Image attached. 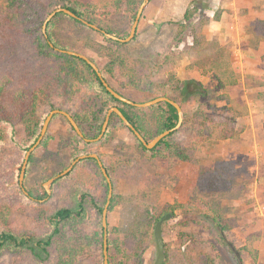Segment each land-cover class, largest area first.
Wrapping results in <instances>:
<instances>
[{"label": "rangeland", "instance_id": "374dc122", "mask_svg": "<svg viewBox=\"0 0 264 264\" xmlns=\"http://www.w3.org/2000/svg\"><path fill=\"white\" fill-rule=\"evenodd\" d=\"M108 4L109 0H0V33L6 31L15 20H22L24 24L19 27L30 38L39 37L41 33L44 37L43 23L49 13L58 7L71 6L81 9L93 21L89 23L101 27L105 32L107 30L106 33L119 38L127 37L132 25L123 15L92 14V11L103 12ZM191 9L196 10V20H208L203 28L206 39L229 50L233 66L239 72L237 85L227 91L230 101H214V98L204 97V90H213L215 82L209 75L202 73L196 64L207 53L192 49V22L187 23L185 30L176 36L184 14ZM150 20L154 22L149 23ZM259 20H264V0H150L140 16L135 38L128 43L131 57L150 67L151 72H156L160 65L166 68L163 72L159 70L156 75L157 79L166 83L163 92L157 97H167L173 101L180 98L183 121L199 108L215 105L220 111L229 110L235 117V136L205 145L196 129L195 133H191L186 127L181 129L180 126L176 129L179 132L171 140L178 143L192 142L198 151L195 154L198 161H170L159 152L160 148L156 152L158 156L155 154L152 161L145 162L142 157L146 153L138 147L136 138L123 124L115 121L111 126V141L86 145L76 138L66 118L54 115L26 166L22 187L27 195L19 184L26 152L8 138L0 142V232L9 231L19 237L46 238L52 227L39 211L43 210L47 217L62 206L75 207L78 192L69 180H62V177L50 185L49 195L44 184L65 170L74 160L73 157L94 153L108 166L112 174V195L117 197V204L107 212L106 217L107 239L114 242L110 246L111 263L153 264L157 255L153 229L161 210L175 203H187L200 168H212L217 162L227 161L233 165L237 189L215 202L218 210H227L223 214L231 221L230 230L223 235L228 249H222V246H218V249L221 248L226 264H264V102L257 97L262 88L252 79L264 76V39L257 34L255 24ZM48 24L45 34L54 46L52 49L85 55L98 66L103 78L105 76L118 92L135 103L156 98L153 94L145 97V89L122 87L116 79L107 75L105 66L109 57L105 47L113 45L101 33L78 26L64 16H54ZM46 52L49 51L46 49ZM32 55L33 48L26 46L20 50L17 60L19 63L25 62ZM1 57L0 53V73H5L3 79L6 81L10 77L1 68L6 71L12 62L10 65L9 60ZM42 63L40 67L47 70L54 60L50 58ZM31 68L35 73L37 67ZM170 70L175 72L180 84L167 82ZM86 75L93 86L87 93L96 96L94 79L88 72ZM61 101L60 97L54 96L48 103L42 100L38 102L35 116L38 125L42 126L46 116L55 107L74 109L60 105ZM151 107H134L133 112L141 119V128L148 138L153 139L158 135L160 117L158 110ZM15 128L18 135L25 130L22 126ZM86 134V138L90 139L94 133L89 131ZM85 165L96 170L92 161H87ZM158 175L160 182L147 180ZM91 194L103 209L108 185ZM138 200H141L142 205L158 211L157 216L148 218L150 226L143 228L138 237L139 243L137 238L126 236L136 214ZM83 203L84 218L79 225L86 233H91L99 228L102 216L95 213L90 200ZM171 217L161 227L165 250L163 264H185L182 258L185 252L194 251L195 255L214 252L209 241H218V230L206 208L192 205L188 210L174 211ZM191 219L193 222L182 229L193 235L194 240L181 248L183 239L180 240V224ZM68 226L70 228V223ZM95 248L80 257V264H101L103 251L98 246ZM174 257L178 258L179 263ZM195 259L200 260L197 257ZM0 264H54V255L51 252L43 260H38L27 249L6 247L0 252Z\"/></svg>", "mask_w": 264, "mask_h": 264}, {"label": "trees", "instance_id": "16d2710c", "mask_svg": "<svg viewBox=\"0 0 264 264\" xmlns=\"http://www.w3.org/2000/svg\"><path fill=\"white\" fill-rule=\"evenodd\" d=\"M14 1L15 0H12V2ZM109 1L110 4H108L107 9L103 10V12L92 11V14L96 15L102 13L104 16L113 14L123 15L132 25L137 10L143 0ZM63 7L72 11L78 17L88 22H93L78 7ZM58 16L67 17L76 25L92 30L80 21L72 19L64 13L57 14L56 18ZM197 18L198 16L195 9L188 10L184 14L183 22L180 24L177 32L178 35L176 36H179L180 32L182 33L185 30V25L187 23L192 22V49L198 53H207V55L197 61L196 64L200 70H202V73L209 75L215 82L213 90H204V97L214 98V101H230L227 91L237 85L240 78L239 72L233 66L229 50L217 43H210L206 39L203 28L208 20L201 18L196 20ZM20 21L15 20L14 23L8 25L6 31L0 33V48H2V50H0L1 59L9 60L8 64L10 65L12 62V65L8 66L6 71L1 68V71L3 70L6 72V76H9L10 79L4 81L3 77L5 73H0V142L8 138L12 143H15L18 148L26 152L37 140L42 128L41 125H38V121H36L37 117L35 118L38 102L42 100L44 103H48L54 96L62 99L60 105H67L74 108L70 110L69 108L65 109L62 107L58 109L59 107H55V109L64 110L71 115L85 138L87 137L86 132L89 131L94 133L90 139L96 138L101 132L107 111L112 107H116L147 142L152 140V138H148L147 134L141 128V119L133 112L135 108L115 99L109 94L98 79L96 73L86 62L79 58L55 51L48 45L42 33L39 37L34 36L30 38L28 34L20 29L19 26L24 24L22 20ZM255 24L257 34L261 39H264V20H259ZM49 25L50 24H48V26ZM110 33L117 35L114 32ZM101 35L104 37L103 34ZM106 41L114 46V48L113 46L109 48L105 47L106 54L109 57V61L105 66V72L110 78L116 79L122 87L145 89V97L151 94L157 97L158 94L163 92L166 83H164L162 79H157L156 75L160 71H165V67L160 65L156 72H151L152 69L150 67L148 68V66L142 64L141 61L131 57L127 48L128 43H120L108 39H106ZM26 46L33 48V55L29 60L25 62L20 61L19 63L17 56L20 50ZM46 49L49 52H46ZM50 58L54 60V64L50 68L44 70L40 67V65L43 64L42 62ZM31 66L37 67L35 73ZM86 72L94 79V88H97L96 96H89L87 93L93 86L88 81ZM168 75L167 82L170 83L175 81L177 84H180L173 70H170ZM104 79L112 89L117 91L108 82L105 76ZM252 79L257 81L258 85L262 88L257 97L264 102V76L252 77ZM174 101L180 106L182 105L180 98L174 99ZM151 108H156L155 110H158V115L160 117L158 120V134L175 127L178 116L172 105L161 102ZM219 109L220 108H217L215 105H207L206 108L202 109L199 108L183 121L180 128L183 129L186 127L193 133H195L194 131L196 129L199 137L204 140L205 145H209L217 140L233 138L236 134L234 128L235 117L228 112L229 110L225 109V111H220ZM115 121L123 124L119 117L115 113H112L109 118L107 129L99 141H111L112 134L110 129ZM15 126H22L25 128L24 132L18 135L15 131ZM69 126L71 127L70 124ZM83 126L86 129L83 128ZM178 132L179 130L171 132L160 140L151 150L146 149L136 138L138 147L146 153L145 157H142L144 161H152V157H154L156 152L161 148L159 152L170 161L197 162L198 159L196 160L195 157L197 150L192 142L178 143L171 140L175 133ZM76 138L83 141L77 134ZM93 143L95 142L86 143V145H92ZM79 156H75L73 159ZM156 156H158V154H156ZM98 157L100 158V156ZM31 159L32 154L28 162H30ZM87 161L95 163V171L85 165ZM103 166L108 176L111 177L112 174L108 166L105 163H103ZM232 166L231 162L222 161L217 162L212 168H200L196 185L192 189L187 203L168 205L165 210H161V215L159 216H157L158 211L156 209L153 207H146L141 204V200H138L139 204L136 203V214L126 236L132 239L137 238V242L139 243L140 239H138V237L141 235L143 228L146 229L147 226H150L148 222L149 217L157 216V222L165 214H171V216H173L174 211L188 210L192 205L196 207L200 205L206 208L207 214H209L211 221L215 224L218 230V241H209L213 248L212 251H214L212 254L204 253V255H195L194 251L185 252V255L182 257L184 258L183 262L185 264H226L222 250L221 248L218 249V246H222V249H228L223 235L230 230L231 227L229 223L231 221L224 215L227 210H218L215 202L221 198L228 197L231 192L237 189ZM65 179L69 180L71 184L74 185L75 191L78 192L77 205L75 207H70L69 205L62 206V208L53 210L47 217H45L46 213L43 210L39 211L42 213L41 216H44L47 223L52 227L51 233L44 239L19 237L9 231H1L0 252L6 247L27 249L32 256L38 260H43V258L47 257L48 254L52 252L54 255V264H80V257L92 252L93 248L96 249L95 247L98 246L99 250L101 249V252L103 251V227L101 222H99V228L91 233H86L79 225L84 218L85 209L83 202L85 200H90L95 213L102 214L101 210L103 209L100 207L99 201L91 194L92 192L96 193L99 191L102 186H107V182L96 160L92 158L81 160L68 174L62 177V180ZM160 179L159 175L147 178V180L153 183L160 182ZM238 190H240L239 187ZM116 198L117 197L112 195L108 211L117 204ZM37 206L41 207V204L37 203ZM192 222L191 219L186 221V223L180 224L179 230H181L182 235L180 240L183 239V246L181 248H184L187 243H190V240H194L193 235L183 230L185 225ZM69 223L70 228L68 226ZM60 225H62V230L60 229ZM63 229L64 232H62ZM113 243V241L107 239L108 264H112L110 246ZM134 252L135 251L132 253L134 254ZM195 257L200 260L196 261ZM101 259V264H103V254L101 255ZM174 259L178 260L177 257H174Z\"/></svg>", "mask_w": 264, "mask_h": 264}, {"label": "water", "instance_id": "95a60500", "mask_svg": "<svg viewBox=\"0 0 264 264\" xmlns=\"http://www.w3.org/2000/svg\"><path fill=\"white\" fill-rule=\"evenodd\" d=\"M150 0H143L137 10L134 22L131 26L129 35L125 38H119L116 36H113L109 33H106L104 30H101L98 26L89 23L88 21L78 17L76 14H74L72 11L66 9V8H62V7H58L56 9H54L51 13H49V15L46 17L44 23H43V33H44V37L47 40L48 45L51 48H54V46L51 44V42L48 40L46 34H45V29L47 24L49 23V21L56 16L59 13H64L65 15L69 16L72 19L78 20L81 23H83L84 25H86L87 27L95 30V31H99L101 34H103L107 39H110L112 41H116V42H120V43H129L130 41H132V39L134 38L135 34H136V30H137V25L140 19L141 14L143 13L144 8L146 7V5L149 3ZM151 23H153L151 21ZM57 51L63 53V54H67L76 58H79L81 60H83L84 62H86L92 69L93 71L96 73L98 79L100 80V82L102 83L103 87L106 89V91L111 94L115 99L126 103L130 106L133 107H137V108H146V107H150V106H154L158 103L161 102H166L169 103L170 105H172L176 112H177V116H178V120H177V124L175 125L174 128L170 129V130H166L160 134H158L156 137H154L150 142H146L145 139L142 137V135L135 129V127L125 118V116L122 114V112L116 108V107H112L110 108L105 116L104 122L102 124V128H101V132L99 133V135L96 138L93 139H88L85 138L81 129L79 128V126L77 125V123L74 121V119L71 117L70 114H68L66 111L63 110H52L50 111V113L46 116L44 123L42 125L40 134L37 138V140L34 142V144L26 151L25 155H24V160L21 166V170H20V176H19V184L20 187L23 190L22 187V179L24 177L25 174V170H26V166L28 164V160L29 157L31 155V153L36 149V147L41 143V140L43 139L46 131H47V127L48 124L50 122V120L52 119V117L54 115H61L64 118H66V120L68 121V123L71 125L72 129L74 130V132L81 138L83 139L84 142L86 143H92V142H97L99 141L106 129H107V125H108V121L109 118L111 116L112 113H115L119 119L122 121L123 125L127 127V129L132 132V134L140 141V143L146 148V149H152L156 146V144L162 140L164 137H166L168 134H170L171 132H173L174 130L178 129L182 122H183V112L182 109L180 107V105L167 98V97H156L150 101H147L145 103H135L131 100H129L128 98L124 97L123 95H121L120 93H118L117 91H115L114 89H112L109 84L106 82V80L103 78L102 73L100 72L98 66L92 62L89 58H87L85 55L74 52V51H68V50H64V49H58L55 48ZM87 158H92L94 160H96L97 165L103 175V177L105 178L107 185H108V194H107V200L106 203L104 205V208L102 210V214H101V224L103 227V264H108V252H107V230H106V217H107V212H108V207L110 204V200L112 198V182L110 177L108 176L106 169L103 166V163L101 162L100 158L98 157V155L96 154H89V155H81L77 158H75L70 165L63 170L61 173H59L58 175H56L55 177H52L51 179H49L45 184H44V189L47 193V195H49V191L48 188L50 187V185L57 179L65 176L66 174H68L73 167L80 162L81 160L87 159ZM26 193V192H24ZM27 195V193H26ZM171 218V214H165L163 215L155 224L154 229H153V235H154V239H155V243H156V247H157V255H156V259L154 261L153 264H163L164 262V258H165V250H164V242H163V238H162V232H161V227L164 221H167Z\"/></svg>", "mask_w": 264, "mask_h": 264}, {"label": "flooded vegetation", "instance_id": "af4514ba", "mask_svg": "<svg viewBox=\"0 0 264 264\" xmlns=\"http://www.w3.org/2000/svg\"><path fill=\"white\" fill-rule=\"evenodd\" d=\"M100 28V27H99ZM101 29V28H100ZM93 30V29H92ZM101 30H103V29H101ZM95 31V30H94ZM97 32H99V31H97ZM100 33V32H99ZM109 122V121H108ZM126 127V126H125ZM127 128V127H126ZM129 131V130H128ZM130 132V131H129ZM130 133H132V132H130ZM135 137V136H134ZM143 137V136H142ZM136 138V137H135ZM144 138V137H143ZM146 141V140H145ZM147 142V141H146ZM150 142V141H149ZM157 145V144H156ZM149 150H151V149H149Z\"/></svg>", "mask_w": 264, "mask_h": 264}, {"label": "crops", "instance_id": "0c3cea01", "mask_svg": "<svg viewBox=\"0 0 264 264\" xmlns=\"http://www.w3.org/2000/svg\"><path fill=\"white\" fill-rule=\"evenodd\" d=\"M233 2H235V1H233ZM152 22H154V21H152ZM149 23H151V20L149 21ZM155 26L158 27L159 25L155 24Z\"/></svg>", "mask_w": 264, "mask_h": 264}]
</instances>
